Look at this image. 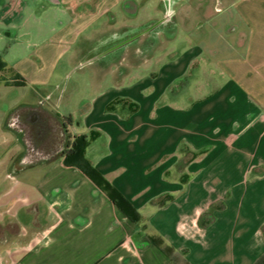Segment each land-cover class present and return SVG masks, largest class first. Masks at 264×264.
I'll use <instances>...</instances> for the list:
<instances>
[{
    "label": "crops",
    "instance_id": "0c3cea01",
    "mask_svg": "<svg viewBox=\"0 0 264 264\" xmlns=\"http://www.w3.org/2000/svg\"><path fill=\"white\" fill-rule=\"evenodd\" d=\"M142 1L0 0L3 84L40 87L37 104L0 111V264H171L166 247L190 264L264 256V0L173 9L167 45L147 59L137 49L128 69L120 36L162 19L128 24ZM71 51L91 70L90 96L66 128L93 136L85 157L131 202L135 223L61 155L25 157L22 117L40 99L64 123L47 88Z\"/></svg>",
    "mask_w": 264,
    "mask_h": 264
},
{
    "label": "rangeland",
    "instance_id": "374dc122",
    "mask_svg": "<svg viewBox=\"0 0 264 264\" xmlns=\"http://www.w3.org/2000/svg\"><path fill=\"white\" fill-rule=\"evenodd\" d=\"M197 2V0H186L180 2L177 1V6L174 5L175 7L173 6L172 10L180 6V8H182L185 5L188 9H190V6H193V9H197V6H199V3ZM166 4V1L163 0L142 1L139 6L137 16L131 19L128 24L137 26L140 24H144L151 19H161L166 13ZM187 8L184 7L183 10ZM204 10L206 11V13L210 14L209 17H217V14L214 12V7L211 3H206L204 6ZM172 32L173 31H167L166 33H160L156 35V39L158 40L153 44H151V40L149 41V39L147 40L144 38L142 41L138 42V44L130 45L128 49L129 65L127 68L129 69L131 66H134L135 59L138 57H144L145 59L150 57L154 48L162 49L165 45H167L168 41L172 37ZM137 49L139 50L138 57L136 56ZM72 52L73 51L62 58L57 71L50 82V87L47 88L49 94L53 96L52 99H50L51 102L56 105V108H54L53 112L59 114L61 117H64L65 120H68L69 123L64 120L66 124L68 123L67 125L71 124L72 117L74 120H76L84 105V102L82 101L88 100L90 96V93L88 92L89 90L86 88V80L89 78L91 70L86 65V63H84V60L86 59H84V56L81 57V54H73L71 60L69 61L68 58L70 55H72ZM4 54H6L5 51H0V61L4 62L6 65L0 73V111L6 108L5 105H7V101L11 100H15L16 102L37 104L38 99L32 95V91L35 92L36 87H40L36 85H30L29 89H10L4 86L3 83H6V80L12 74L10 65H8L5 61L6 57ZM78 62L83 63L81 66L77 67ZM68 63H70V66L68 65ZM57 86L59 88H56ZM8 89H10L11 92L8 93ZM1 120L2 119L0 118V122ZM74 126L75 130H72ZM73 127L71 128V133H73L74 131L76 132V130L78 129L76 125H73ZM29 180L30 182H34L35 179L31 178Z\"/></svg>",
    "mask_w": 264,
    "mask_h": 264
},
{
    "label": "flooded vegetation",
    "instance_id": "af4514ba",
    "mask_svg": "<svg viewBox=\"0 0 264 264\" xmlns=\"http://www.w3.org/2000/svg\"><path fill=\"white\" fill-rule=\"evenodd\" d=\"M166 13L162 17V21H153L141 28L128 30L126 34L120 36L121 44H138L144 38L151 40V44L157 42L156 35L172 31L173 17L171 5H175L178 0H165ZM117 37V40H119ZM146 40V41H147ZM113 41L112 44H115ZM142 58V57H141ZM42 99H45L43 97ZM40 99V108L37 111L28 112L22 119V125L25 128L28 136V142L31 144L25 148V157L32 163H42L43 161L51 160L56 155H63L71 146L73 138L68 133L66 123H61L45 111L44 103ZM37 115V116H36ZM37 120L36 124H31L33 120ZM66 121V120H65ZM1 237L8 235V230L3 229L0 232Z\"/></svg>",
    "mask_w": 264,
    "mask_h": 264
},
{
    "label": "trees",
    "instance_id": "16d2710c",
    "mask_svg": "<svg viewBox=\"0 0 264 264\" xmlns=\"http://www.w3.org/2000/svg\"><path fill=\"white\" fill-rule=\"evenodd\" d=\"M5 63L0 61V73L5 68ZM65 120V118L63 119ZM93 136H77L73 138L68 151L63 153V164L81 171L89 178L111 202L132 222L139 220V214L127 200L85 157L88 141ZM164 254L169 258L171 264H190L181 254L170 247L162 248ZM255 264H264V256L260 257Z\"/></svg>",
    "mask_w": 264,
    "mask_h": 264
},
{
    "label": "water",
    "instance_id": "95a60500",
    "mask_svg": "<svg viewBox=\"0 0 264 264\" xmlns=\"http://www.w3.org/2000/svg\"><path fill=\"white\" fill-rule=\"evenodd\" d=\"M172 7H173V5H171V10H172Z\"/></svg>",
    "mask_w": 264,
    "mask_h": 264
}]
</instances>
